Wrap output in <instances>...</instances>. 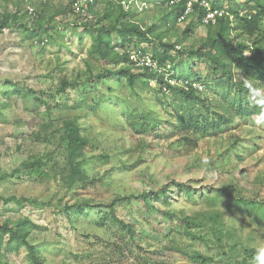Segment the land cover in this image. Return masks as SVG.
Listing matches in <instances>:
<instances>
[{"label":"rangeland","instance_id":"rangeland-1","mask_svg":"<svg viewBox=\"0 0 264 264\" xmlns=\"http://www.w3.org/2000/svg\"><path fill=\"white\" fill-rule=\"evenodd\" d=\"M122 1L98 3L93 27L139 26L150 52L173 45L179 74L210 83L206 104L191 109L212 124L190 123L180 95L160 98L156 79L117 74L126 64L98 51V31L65 0L16 22L20 0H0V23L9 21L0 25V264H35L27 244L44 264H255L264 82L248 79L224 43L248 40L241 21L264 0H213L229 13L213 25L175 21L165 0ZM67 124L85 145L69 148Z\"/></svg>","mask_w":264,"mask_h":264},{"label":"trees","instance_id":"trees-1","mask_svg":"<svg viewBox=\"0 0 264 264\" xmlns=\"http://www.w3.org/2000/svg\"><path fill=\"white\" fill-rule=\"evenodd\" d=\"M165 2V1H164ZM213 4L215 6L221 7L220 5L216 4L212 0ZM183 7V5L174 7L176 9V14L174 15V20L177 21L179 10ZM128 13H125L126 15L129 14V11H126ZM204 11L200 9V17L199 20L201 21L202 15ZM23 18V15L15 14L13 17V22H16V20ZM229 17H223L219 18L216 22L219 23L220 21L227 20ZM264 21V9L257 14L254 15H247L242 19L241 21V27L243 32L248 37V40L246 41H240L236 42L235 44H231L230 42L224 43L225 51L231 60L233 64L242 71L248 79L255 80V81H262L264 82V31L262 30V23ZM8 19L2 21L0 25L5 26L8 24ZM213 25V24H209ZM86 29L89 30H95L98 31L99 35V41L97 49L98 51L105 56L106 52H104L105 49L108 47L114 53L117 63L124 62L126 64V68L121 67L122 69L116 72L117 74L125 72L127 74L129 82L133 83L137 77H143L146 85L148 86L150 84V81L152 79H156L157 85L156 90L158 93H160V98H168L172 94H179L180 95V102L182 104H186L189 117L187 118L190 123L194 122L196 125H198V128L206 129L208 128L212 123H209L208 115H204L203 113L196 111L194 113L192 112V105L196 106L195 102L201 101L204 105L206 104L204 99H201L202 93H205L207 90H209V82L205 78L196 77L200 81L205 82V85L207 87L206 91L199 93L192 87L186 89L182 86H171L170 91L167 93L163 90V86L166 84V80L164 78V73L157 71V70H150L149 68H144V72H134L131 70V64L129 56L126 53L116 54L114 49L116 47H125L127 44H133V45H141V43L144 42H151L152 39L148 35L149 33L145 31L143 28H140L136 25H127L123 24L121 29H116L113 27L108 26H97L93 27V24L86 25ZM114 30H117L119 35L122 37L120 41H118V45H112V40L109 38L110 33ZM34 31V30H32ZM33 33V32H32ZM106 35V36H105ZM106 38V39H105ZM161 46L164 47V50L157 51L152 50L151 53L153 54L154 59L157 62V65L159 68H166L167 64L170 63L172 67L177 71L178 78H184V80L189 79L186 76H183L179 74V70L177 67V63H175V57L171 54L172 49L174 48L173 45L167 44V43H161ZM112 74V73H111ZM197 107V106H196ZM199 109V107H197ZM241 108V106H240ZM189 123V125H190ZM200 125V126H199ZM65 139L68 142L69 148L72 150L79 148L86 144V141L79 136V130L78 128L73 124H67L66 125V133H65ZM185 187L186 185L183 184ZM187 188V187H185ZM188 189V188H187ZM151 196V193L149 192H143L142 197L144 198L145 202H148V198ZM252 208H255L257 210L260 209L261 205H258L256 203H251ZM262 216H264V212H262ZM186 223L190 224V220L186 219ZM11 233V236L16 237L17 231L15 229L9 230ZM23 242H26L25 239H23ZM30 257L32 261L35 262V264H44L43 262L39 261L35 255L34 247L27 244Z\"/></svg>","mask_w":264,"mask_h":264},{"label":"built area","instance_id":"built-area-1","mask_svg":"<svg viewBox=\"0 0 264 264\" xmlns=\"http://www.w3.org/2000/svg\"><path fill=\"white\" fill-rule=\"evenodd\" d=\"M52 0H20V9L17 11L18 15L37 16L39 7H42ZM71 13L77 18V22L84 25L94 24L93 10L103 0H65ZM137 0H130L128 3L122 1L125 8H129L131 3ZM165 3L170 7H177L183 5L179 10L177 18L178 22L186 21L190 16L196 15L200 17V9L204 11L201 22L204 25L215 24L219 18L228 17L229 13L223 7L215 6L212 0H165ZM147 4V3H146ZM144 5V4H143ZM146 6V5H145ZM141 9V4H140ZM34 30V29H32ZM46 39L41 41V44L46 43ZM118 45V43H116ZM121 54L126 53L129 56V61L132 66L137 68H149L150 70H157L164 73L166 84L163 86L165 92L170 91L171 86H182L186 89L192 87L197 92L202 93L206 91L205 82L198 78L187 79L178 78L177 71L170 63L166 68H159L153 54L141 45L127 44L125 47H116Z\"/></svg>","mask_w":264,"mask_h":264},{"label":"clouds","instance_id":"clouds-1","mask_svg":"<svg viewBox=\"0 0 264 264\" xmlns=\"http://www.w3.org/2000/svg\"><path fill=\"white\" fill-rule=\"evenodd\" d=\"M255 95H260L259 90H254ZM255 264H264V246H260L256 249L253 257Z\"/></svg>","mask_w":264,"mask_h":264}]
</instances>
